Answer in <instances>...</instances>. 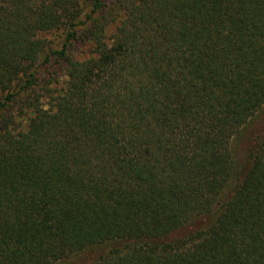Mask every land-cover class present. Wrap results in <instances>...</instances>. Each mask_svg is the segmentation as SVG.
I'll return each mask as SVG.
<instances>
[{
    "label": "trees",
    "instance_id": "obj_1",
    "mask_svg": "<svg viewBox=\"0 0 264 264\" xmlns=\"http://www.w3.org/2000/svg\"><path fill=\"white\" fill-rule=\"evenodd\" d=\"M263 111L264 0H0V264H264Z\"/></svg>",
    "mask_w": 264,
    "mask_h": 264
},
{
    "label": "rangeland",
    "instance_id": "obj_2",
    "mask_svg": "<svg viewBox=\"0 0 264 264\" xmlns=\"http://www.w3.org/2000/svg\"><path fill=\"white\" fill-rule=\"evenodd\" d=\"M78 50L84 51L85 47L84 45H78ZM262 120L257 119L256 121L250 123L247 127V129L242 133V137H237L233 140L234 149L236 151V154L240 160V162L243 165V168H246L247 166V158H248V147L251 143V137H252V131L253 129L257 128V125L263 123L264 121V111L262 114ZM260 121V122H258ZM107 250L106 245L96 246L94 248L88 249L83 251L82 253L75 256V258L72 260L70 264H87L88 262L95 259L100 253Z\"/></svg>",
    "mask_w": 264,
    "mask_h": 264
}]
</instances>
